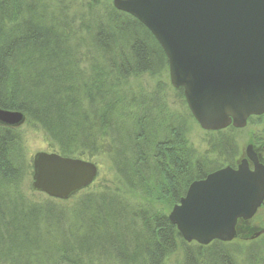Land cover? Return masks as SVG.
Here are the masks:
<instances>
[{
	"label": "trees",
	"instance_id": "trees-1",
	"mask_svg": "<svg viewBox=\"0 0 264 264\" xmlns=\"http://www.w3.org/2000/svg\"><path fill=\"white\" fill-rule=\"evenodd\" d=\"M79 1L89 14L69 0H0V107L42 126L52 151L105 155L126 185L34 200L17 184L32 162L16 128L0 123V264H163L180 244L184 264H264L262 241L243 259L221 240L188 243L171 222L166 208L216 163L198 155L187 113L169 111L159 88L124 90L132 76L168 70L150 29L113 0ZM226 129L210 143L232 163Z\"/></svg>",
	"mask_w": 264,
	"mask_h": 264
},
{
	"label": "water",
	"instance_id": "water-1",
	"mask_svg": "<svg viewBox=\"0 0 264 264\" xmlns=\"http://www.w3.org/2000/svg\"><path fill=\"white\" fill-rule=\"evenodd\" d=\"M154 34L168 59L170 81L183 89L206 130L245 127L264 113V0H113ZM21 110L0 107V123L19 126ZM237 167L226 164L193 180L168 216L187 241H231L240 223L264 206V163L248 148ZM91 159L38 151L32 187L69 199L97 178Z\"/></svg>",
	"mask_w": 264,
	"mask_h": 264
},
{
	"label": "rangeland",
	"instance_id": "rangeland-1",
	"mask_svg": "<svg viewBox=\"0 0 264 264\" xmlns=\"http://www.w3.org/2000/svg\"><path fill=\"white\" fill-rule=\"evenodd\" d=\"M71 2L76 3V6L75 4H73V6L76 9H79L80 11H84L85 14L87 13L89 14L88 6L87 7L84 6L81 3V1L69 0V3ZM86 2L88 3L89 0H87ZM49 5H51L52 8L53 3ZM76 18H74V20ZM123 83H124V90H128V88H130L133 89V91L135 92H143V93L151 94L157 88H159L161 90L160 93L162 92V95L167 97L166 103L168 105L169 111H172L175 114L176 113L184 114V112L187 113L186 117H187V122L189 123L188 137L190 142L197 149L198 155H206L208 160H210L211 163L213 162V164H211L212 166H214V163H216V167L212 168V170L218 169L228 164L229 158H227V156L222 153H218V151H216L215 149H212V144L210 143L211 140H215V138L219 137L221 133L217 134V130H206L200 126V124L197 122L192 112L190 111L187 102L184 101L182 102L180 100V97L177 96L176 91L179 88L174 87L172 85L170 81L169 70H164L162 73L157 75H150L148 73L145 74L143 73L138 76H132L129 80L124 81ZM12 127H15L17 133H19L18 135L21 140L22 152L24 154V157L26 156V158L28 160L30 159L32 162V173H26L24 177L17 184L24 193H27L29 197L34 200H38V201L41 199L51 200L52 198L51 196H49L44 192L37 191L32 187L33 156L38 151H52L49 136L42 128V126H40L35 122L27 121L19 126H12ZM226 130L225 131L223 130L224 131L223 133H229V135L234 133L233 138L235 139V142L237 144L236 154L234 155V157L236 155L240 156L242 155V153L246 149V146L251 140L254 139L257 141L264 138V118L260 119L257 117H252L250 118L247 126L242 128L230 126L227 127ZM234 157L232 161L234 160ZM89 159L97 163L99 168V173L97 178L94 180V182H92V184L88 186L91 188V190L93 188H96L98 190L103 189L104 186H106V188L107 187L113 188L114 185H119L120 187L122 185H126L124 182L121 181L118 172L115 170L112 162L105 155L100 154L94 158H89ZM129 198L132 200L140 199L144 201V199L141 196L137 195L136 193H129ZM76 199L77 197L75 196L72 201H75ZM157 207L161 208L162 205H158ZM171 209H172L171 207L166 208V212L169 214ZM261 241L264 242V206L261 207L259 212L255 216H253L250 220L242 221L240 223V236L234 238L231 241H223V242L224 245H227L230 248L234 249L236 252L241 253L240 256L244 257L243 259H245V256L243 255L244 248L248 247L251 244V242L260 243ZM187 242L190 244L191 243L200 244L197 241H187ZM238 248H241L242 252H240V249ZM183 261H184V251L182 245L180 244L177 250L165 259L163 264H184ZM240 261L241 264H243L242 263L243 260Z\"/></svg>",
	"mask_w": 264,
	"mask_h": 264
},
{
	"label": "flooded vegetation",
	"instance_id": "flooded-vegetation-1",
	"mask_svg": "<svg viewBox=\"0 0 264 264\" xmlns=\"http://www.w3.org/2000/svg\"><path fill=\"white\" fill-rule=\"evenodd\" d=\"M252 117H257V118H260V119H262V118H264V113H261V114H256V115H252V116H250L249 117V119H248V123H249V120H250V118H252ZM247 123V124H248ZM230 126H232V125H230ZM229 126V127H230ZM247 126V125H246ZM248 148L250 149V151H252V152H254L255 154H257V157H258V159H259V161L260 162H262V163H264V138H262V139H260V140H251L249 143H248V145L246 146V149L244 150V152L242 153V155H240V156H235L234 157V160L232 161V163H228V164H230V165H232L233 167H237L238 166V164L243 160V159H245V158H248V163H249V165H250V167L251 168H254L255 166H254V162L250 159V157L248 156ZM211 171H213V170H211ZM211 171H209V172H211ZM208 172V173H209ZM207 173V174H208ZM206 174V175H207ZM205 175V176H206ZM204 176V177H205Z\"/></svg>",
	"mask_w": 264,
	"mask_h": 264
},
{
	"label": "bare ground",
	"instance_id": "bare-ground-1",
	"mask_svg": "<svg viewBox=\"0 0 264 264\" xmlns=\"http://www.w3.org/2000/svg\"><path fill=\"white\" fill-rule=\"evenodd\" d=\"M258 212H259V211H258ZM258 212H257V213H258Z\"/></svg>",
	"mask_w": 264,
	"mask_h": 264
}]
</instances>
